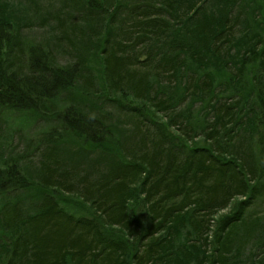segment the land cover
Listing matches in <instances>:
<instances>
[{"label": "trees", "instance_id": "obj_1", "mask_svg": "<svg viewBox=\"0 0 264 264\" xmlns=\"http://www.w3.org/2000/svg\"><path fill=\"white\" fill-rule=\"evenodd\" d=\"M53 1L0 0V264H264V0Z\"/></svg>", "mask_w": 264, "mask_h": 264}, {"label": "rangeland", "instance_id": "obj_2", "mask_svg": "<svg viewBox=\"0 0 264 264\" xmlns=\"http://www.w3.org/2000/svg\"><path fill=\"white\" fill-rule=\"evenodd\" d=\"M50 1L51 0H21V4L25 8H29V11H31V8L37 9L38 6L39 12L46 14L47 12H51L59 6L58 1H53V6H50ZM31 13L32 12H30V14ZM22 36L27 40H31V42H39L51 37V33L48 28H36L31 30L30 32H24ZM4 118L6 119V122H8L6 124L7 132L9 136L12 137L8 140V142H10L11 145L14 147L15 153H19L20 151H22V149L25 148L26 144H29L30 141H34L36 138L39 137L41 133V130L37 129V124L35 125L34 122H31L30 124H24L25 118L22 115L16 113H8L4 115ZM7 149L10 148L7 147ZM6 152L8 156H12V152ZM62 199L64 204L67 205V207L74 209L73 212H87L85 206H82L81 202H79L78 200H75L74 198H68L67 196H62ZM233 204L229 209L221 212L218 217L225 216L226 214L230 213ZM259 209L264 210V207Z\"/></svg>", "mask_w": 264, "mask_h": 264}]
</instances>
